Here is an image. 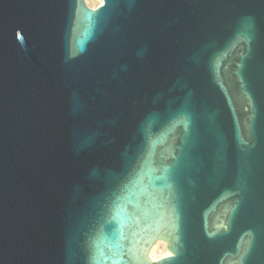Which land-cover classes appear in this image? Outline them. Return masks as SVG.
<instances>
[{
  "label": "water",
  "instance_id": "1",
  "mask_svg": "<svg viewBox=\"0 0 264 264\" xmlns=\"http://www.w3.org/2000/svg\"><path fill=\"white\" fill-rule=\"evenodd\" d=\"M0 264H264V0H0Z\"/></svg>",
  "mask_w": 264,
  "mask_h": 264
},
{
  "label": "bare ground",
  "instance_id": "2",
  "mask_svg": "<svg viewBox=\"0 0 264 264\" xmlns=\"http://www.w3.org/2000/svg\"><path fill=\"white\" fill-rule=\"evenodd\" d=\"M86 2L92 8H97L103 4V0H86ZM170 255L171 252L164 241H157L150 250V256L155 261Z\"/></svg>",
  "mask_w": 264,
  "mask_h": 264
}]
</instances>
